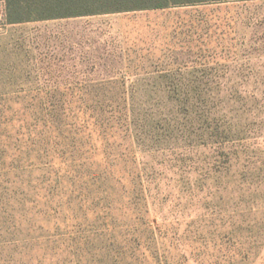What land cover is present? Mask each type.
Wrapping results in <instances>:
<instances>
[{
    "label": "rangeland",
    "instance_id": "rangeland-1",
    "mask_svg": "<svg viewBox=\"0 0 264 264\" xmlns=\"http://www.w3.org/2000/svg\"><path fill=\"white\" fill-rule=\"evenodd\" d=\"M9 23L0 264H264V0Z\"/></svg>",
    "mask_w": 264,
    "mask_h": 264
},
{
    "label": "trees",
    "instance_id": "trees-1",
    "mask_svg": "<svg viewBox=\"0 0 264 264\" xmlns=\"http://www.w3.org/2000/svg\"><path fill=\"white\" fill-rule=\"evenodd\" d=\"M9 23L230 0H4Z\"/></svg>",
    "mask_w": 264,
    "mask_h": 264
},
{
    "label": "crops",
    "instance_id": "crops-1",
    "mask_svg": "<svg viewBox=\"0 0 264 264\" xmlns=\"http://www.w3.org/2000/svg\"><path fill=\"white\" fill-rule=\"evenodd\" d=\"M159 9H166V8H159ZM90 16H94V15H83V17H90Z\"/></svg>",
    "mask_w": 264,
    "mask_h": 264
}]
</instances>
